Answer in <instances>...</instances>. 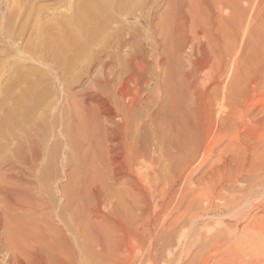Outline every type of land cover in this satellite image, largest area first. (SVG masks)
<instances>
[{"label":"rangeland","instance_id":"rangeland-1","mask_svg":"<svg viewBox=\"0 0 264 264\" xmlns=\"http://www.w3.org/2000/svg\"><path fill=\"white\" fill-rule=\"evenodd\" d=\"M2 1L5 0H0V14L11 13L9 6L10 3L13 6L14 0L13 2L7 0L9 8L2 7ZM33 1L30 2L34 3L36 8L41 6L42 10L45 7L41 11L45 16L32 14L30 8L33 4L25 0L20 3L19 0L17 3L20 7L22 4L23 10L16 12L24 13V19L27 14L28 20L25 19V22L27 20L25 24L21 18L23 15L19 17L15 13V16L13 14L15 11L10 14L12 20L8 18L10 21L8 22L14 30H11L15 33L12 32L14 36L10 32L9 24L6 26L8 23L6 18L0 15V98L3 97L0 102L2 101L3 105L7 97L6 94H2L5 90H8L7 94H12L11 89H14L13 93H16L9 95L10 99L13 97L10 101L6 98L10 103L12 100L16 101L18 97L21 99L24 94L23 98L28 97L29 99L37 96V93L42 94L36 97L37 105L34 108L27 109L29 102H22L23 105L26 104V107L24 105L21 108L25 109L23 111L20 109L19 112L23 114L21 117L24 116L22 117L23 122L21 121L14 128H9V136L12 135V130L15 128L17 130L13 131L11 139L7 138V146H0V185L7 194L3 195L0 192V264H144L145 262L141 263L140 258H143L144 251H148L146 247L150 248L149 252L156 257L158 264H244L258 255L253 252V257L249 259L244 255L245 251L262 253L264 238L248 241L251 243L252 248L250 249L252 250L244 249L242 244V229L248 221L251 220L260 226L262 215L258 209L251 211L247 220L241 218L242 211L237 214L239 218L236 215V218L229 216L227 212L209 219L200 218L201 216L197 215L192 218L193 220L186 219L171 227L166 225L164 230H158V228L154 236L146 232L142 233V229L139 227L136 229L137 225L130 226L127 218L133 219V216L138 215L139 212L133 209L132 199L135 198L127 184L120 181L121 183L108 184L105 191L101 188L100 178L103 173L101 172L103 170L101 136L105 122L101 118V112L105 109L100 102L105 100L111 90L112 92L115 90V83L120 82L121 78V82L124 83L123 87L127 85L125 89L122 87L123 94L131 95V97H126L127 99H134L139 91L144 95L149 92L161 95L164 89L162 78L173 76L180 78L186 71H191L189 61L185 58V54H189L188 47H192L194 59H199L200 47L206 57L211 58L198 73L200 87H206L208 78L218 72L220 59L230 63V58L226 54L234 43H239L240 48L236 46L238 49L231 59V61L236 60V67L231 73L232 90L237 84L235 81L244 79L248 75L257 77L262 73V78L264 76V0H251V2L249 0H124L123 3L126 4H123L122 11L116 14L114 19L107 23V20L100 18L101 23L109 25L104 24L101 29L102 33L98 31L92 42L79 53L76 60L73 58V61L65 66L55 57L53 59V51H51V57L50 53L49 57H45L44 50L40 51V49L35 55H29L30 52L26 55L6 43L7 39L3 32L9 28L8 33L13 37L19 36V39H16L18 44L33 47L37 42L31 38V35L33 31L38 33V29H33L36 24L43 21L41 19L49 22L62 21L69 13V9H58L52 6L51 4L56 0ZM39 2H42L41 5ZM17 3L15 1L14 8H17ZM48 5L51 7L48 8ZM63 7L66 8V6ZM138 18L145 20V24L141 25ZM15 19L17 22L14 24ZM21 26H23L22 29H19ZM118 31L122 32L119 36L121 39L125 38L128 44L124 53L122 52L121 57L117 59L111 56V51L121 40L116 36L117 34L114 35ZM29 41L31 43H28ZM149 42L153 45V49L149 51V54H152L149 59L141 57L137 60L138 64L137 62L135 65L127 63L125 53L129 51H139L141 54L144 51L145 53L148 47L143 48L142 45ZM5 44L9 45V49ZM10 47H13V51ZM109 47V52H107L106 49ZM175 47H178V51ZM41 54L42 56L39 57ZM155 54L163 56V62L159 67L155 62ZM109 57L112 69L119 71L117 81L110 84H108L109 77L105 76V80L100 81L99 75L102 63L108 62ZM212 57L216 59L212 60ZM46 58L53 61L46 60ZM53 66L57 67V71ZM20 75L28 78L25 80L27 83L20 81ZM146 79L154 81L151 80L150 86H146L143 83ZM40 80L42 84L38 87L36 85L35 93H25L26 85L37 84ZM262 84L258 98L253 102L258 106L264 105V79ZM185 88L187 89V86L181 85L179 90L185 91ZM207 92L210 93L211 90ZM7 100L0 109V116L11 110ZM152 104L153 112L156 113L159 109L157 100H152ZM30 110H32L31 117L28 113ZM25 115H28L27 118ZM17 117L19 118V115ZM248 118V120L251 119V117ZM62 123L65 128L62 127ZM135 123L137 122L132 123L133 126L130 124V129L137 131V137L143 146L141 137L143 134L148 136L149 134L146 131L143 132ZM15 131L16 136H14ZM66 135L69 136L68 139ZM10 140L15 144L14 147H11L13 143ZM216 148L217 143L213 141L203 158L200 157L194 164L195 166H192L195 168L197 164V170L192 173L188 181L184 180V183L179 186L176 196L169 204V210L176 211L175 216L181 215L187 203L194 199V202L196 201L194 211L197 208V211H200L201 208L206 207V203L199 202L198 198L208 196L212 192L214 181L216 182L212 172H209L217 160L218 149ZM16 159L19 160L18 167L14 168ZM146 160L145 165L148 163ZM204 178L207 181H203ZM242 181L245 182L240 179L234 185H219L217 192L221 199L215 201V206L221 207L224 202H230L232 197L236 198L241 195L240 190L247 185V182L245 185ZM185 192H188L186 199L182 194ZM181 194L182 198H180ZM253 199L254 197H251L247 201ZM247 201L240 202L238 207H242ZM102 210L109 218L108 216L107 218L101 217L99 211ZM188 214L190 216L192 213ZM117 215H120L122 222L127 226L126 228L124 225L126 228L124 233L113 222ZM123 218L126 219L123 221ZM195 218L197 219L196 225L194 224ZM220 221L221 226L215 225ZM215 228L223 230L220 234L224 232L221 234L224 240L218 250L213 241L214 234H216ZM226 229L231 236L225 233Z\"/></svg>","mask_w":264,"mask_h":264},{"label":"bare ground","instance_id":"bare-ground-1","mask_svg":"<svg viewBox=\"0 0 264 264\" xmlns=\"http://www.w3.org/2000/svg\"><path fill=\"white\" fill-rule=\"evenodd\" d=\"M15 1L16 3L19 2V0H14V3ZM20 1V3H22V0ZM25 1H28L29 3L31 0ZM123 1L124 0H56V2L52 3L51 5L55 8L57 7L58 9H69V13L67 12V14L64 12L67 15L62 21L56 20L53 22H49L44 21V19H41L43 21L34 26L33 30L38 29V33H35V31H33L31 38H33L34 41L36 40V45H39L37 46L39 48H37L35 44V46L32 47L31 45L22 46L21 44H18L19 42L17 43L16 39H19V36L13 37L14 35L12 34V32L14 30L11 28V24H9V22L12 20L10 14L13 11H15L13 13L14 15L17 12H20L22 9V4L20 7V5L17 3V8H14V3L13 6H11L12 3H10L11 5L9 6L7 0L2 1V7H11V10L8 9L9 11H11V13H5L4 15L0 14L2 15L1 17H3L4 19L6 18L7 22L9 21L8 18H11L8 23L5 21V24L7 23L6 26L9 24L10 32L11 30H13L11 32L13 36L8 33L9 28H4L7 31L3 29V33L5 34V38L7 39L6 43L12 45L17 51L19 50L23 52V54H28L30 52L29 55H35V53H37L40 49V51L44 50V54L46 55L45 57H49V53L51 57V51H53V59L55 57L57 60L61 61V64H63V66H65L67 64H70L73 61V58H75L76 60V57H78L79 53L92 42L95 35H97V32H100L101 29H103L104 24L106 26L109 25L106 23H101L100 18L107 20L108 23L109 20L114 19V16L122 11L123 4H126L123 3ZM249 1L251 2V0ZM39 3L41 5L42 2ZM23 4H25V2ZM31 4H33L31 8L29 7L30 5L28 6L30 8L31 13H37L38 16L42 17L43 14L41 13V11L45 7H42L43 9L41 10V6L39 8H36L37 6H34V3ZM48 6V8L51 7L50 5ZM63 6H66V8ZM17 16H21V18H23L24 13H17ZM43 16H45V14ZM25 17V19H27V14ZM25 19L23 18V23L27 24L26 22L28 19L26 20V22ZM13 21L14 24L17 22L16 19ZM138 22L143 25V23L145 24L146 21L138 18ZM23 26H21V28L19 29H22ZM121 33L118 31L114 33V35L117 34L116 36L120 37L119 35ZM21 40L23 39L21 38ZM31 41H29L28 43H31ZM127 44V40L125 38H122L120 41H118V44L114 47V50L112 49L111 56H115V58L121 57V53H124V49L126 48ZM238 44L234 43L229 52L226 54V56H229L230 58V63L220 59L221 62L218 66V72L215 75L211 76V78H208V84H206L207 88L204 86H199L200 80L198 77V73L201 72V70L206 66L207 63H209L211 58L208 59L206 57V54L203 52V49H201L200 47V50L198 51L199 59H194L192 53L193 49L192 47H188L189 54H185V58L187 59V61H189L191 71H186L183 74V77L180 78H178L177 76H173L170 78L164 77V79L162 78L164 89L162 90L161 95H158V93L156 95L152 92H149L144 95V93H140L139 91V94L134 99H127L128 97H131V95L126 96L125 94H123L125 89L124 87H126L127 85L123 87L124 83L121 82V78L120 82L115 83V90L113 92L111 90V92L105 98L106 101L102 100L100 102V104L105 109L103 112H101V118H103V120L106 122L105 123L102 120L104 122V125L102 122L103 129L101 136V165L103 166V170L101 172L103 173L101 175L102 178H100V180H102L100 181L102 182L101 188L102 191H105V188L108 184L113 185L117 184L120 181L127 184L128 188L131 190L133 198H135H131L133 200L134 205L133 209L139 212L138 215L133 216V219L127 218V220L129 221L128 223H130V226L137 225L136 229H138V227L139 229H142V233L146 232L147 234L154 236L158 230H161L163 228L166 229V225L167 227H171L178 223L184 222L186 219H192L197 215H200V218L209 219L213 216L219 215L220 213L227 212L229 216L235 217L236 215V217L239 218L237 214L242 211L240 213L241 218L247 220L250 215V212L255 209H258L262 215L261 223L259 224L260 226H257V224H254L253 221L250 220L248 221V224L244 227V229H242V244L244 246V249L249 250L250 248H252L251 243H249L250 241L254 239L264 238V105L258 106L257 104L253 103L254 100L258 98L257 96L259 94V89H261L263 86L262 80L264 79V76L261 78V73L257 77L254 75H248L244 79L241 78L235 81L237 84L232 90L233 80H231V73L236 67V60L233 59L231 61V59L236 54V51L238 49L236 46ZM5 45L6 48H8L9 45ZM30 46L31 48H29ZM142 46L143 48L148 47L147 50H145V53L144 51L142 54L139 51H129L128 53H125V60H127V63H132L135 65L136 62L138 64V58L142 57L143 59H149L152 56V54H149V51L153 49V45L149 42L144 43ZM177 48L175 47L176 51H178ZM108 49H110V47L106 49L107 52H109ZM40 56H42V54L39 55V57ZM213 59L216 58L212 57V60ZM46 60L50 59L46 58ZM155 62L159 67L160 64L163 62V56L157 54ZM50 67L52 66L50 65ZM53 68H56L57 71V67L53 66ZM100 68V81H104L105 76L109 77L108 84L113 83V81L116 80L119 71H114V69H112V66L110 65V57L109 61L103 62ZM26 76L28 75L26 74ZM26 76L24 77L23 75H20V81L27 83L25 81L28 79H26ZM130 76H132V74ZM151 80L152 79H146L143 83L146 86H150ZM41 81L42 80L38 82L36 81L37 84L33 83L35 86L31 83L26 85L24 89L26 91L25 93H35L36 85L37 87L39 85L41 86ZM126 81L128 83V80ZM181 85L187 86V89L185 88V91H180L179 89ZM13 90L14 89H11L12 94H16L13 93ZM208 90H211V92L208 93ZM6 91L8 93V90H5V92H2V94H6V98L10 101L13 97H11L10 99L9 95L12 96V94H7ZM33 95L31 96L33 97ZM39 95L41 96L42 94L40 93ZM39 95L37 93V96ZM23 96H25V94ZM37 96H34L31 99L25 97L26 99L23 98V100L22 98H16L15 96L16 101H11L13 104L10 103L6 98L5 101L3 100V105L1 103L2 101L0 102V109H2V107L5 105L6 100L8 101V103H10L9 105L11 106L10 112L8 111L5 115L0 116V146H7V138L9 137V139H11L10 137L14 134L13 131L16 128L12 130L13 133L11 132V136H9V128H14L18 126L21 121L23 122L22 117L24 116L21 117L22 112L20 114L19 112L24 105L26 107V104L24 103L23 105L22 102H29H27L29 104V108L27 109L34 108L37 105ZM152 100H157L159 112H153ZM23 109L21 110L23 111ZM31 111L32 110L28 111V113H30ZM30 114L31 117L32 113ZM18 115L19 118L17 117ZM248 117H251V119L248 120ZM26 118L25 120H27ZM142 118L143 120H140ZM134 121L137 122L135 124H137V126L140 127L143 132L146 131L147 134H149V136L143 134V136L141 137L143 139V146L141 145L137 137V131L130 129V124H132ZM64 123H62L63 128H65L63 126ZM135 124L134 126H136ZM66 127L68 128V125ZM64 133L65 132H63V134ZM46 134H48V132ZM14 136H16V131ZM1 140H4V142H1ZM213 141H216L217 143L216 149H218V152L216 151L217 154L215 153L217 155V160L214 165L210 168L209 172H212V174L216 178V182L214 181L213 189L211 188L212 192L208 196H202L201 198H198L199 202L206 203V207L201 208L200 211H197L198 208L196 209V211H194V205H196V201L194 202L195 199L193 198L194 200H192L191 202L187 201L188 205L186 206L185 211L181 215L175 216L176 211L172 212L169 210L170 202L176 196V191L178 192V188L184 183V180L188 181L192 173L197 170V164L196 167L193 168L195 166L194 164L200 157L203 158L204 154L206 153ZM11 142L9 143L10 146ZM14 145L15 144L13 143L11 147H14ZM35 153L36 152H34V154ZM11 156L13 155L11 154ZM146 159H148V161ZM145 160L149 164L146 163L145 165ZM18 161L19 160L14 163V168L18 167ZM208 177H206L207 180ZM206 178H204L203 181H207L205 180ZM240 179L247 182L246 185L245 182L242 181L246 185L245 188L241 186L243 189L240 190V193L242 192V194L236 198L232 197L230 199V202L226 201L229 203L224 202L223 204H221V207L215 206V201L221 199L220 194L217 192L218 186L230 184L234 185ZM0 192L3 193V195L6 194V191L1 185ZM188 192L182 193L184 194L183 196L185 199L188 196ZM182 194L180 195V198L183 197ZM251 197H254V199L252 201H247ZM243 201L247 202L242 207H238L239 203ZM99 212L102 218H107L108 215L105 211L102 210ZM189 212L192 213L190 216H188ZM125 219L126 218H123V221ZM113 222L116 227H118L122 231V233L125 232L127 226L125 223L122 222L120 215H117V217L114 218ZM191 223L193 226L194 224L196 225L197 219L194 224L192 221ZM124 225L126 226V228ZM215 225L221 226L222 222H217ZM215 230L214 232L216 234H214L213 241L214 244H216V250H218L219 247L222 246L224 239L222 238L223 236L221 234H223L224 232L220 234V232L223 230ZM225 233L228 236H231L227 229L225 230ZM149 249V247H146V250L148 251H144L142 253L143 258H140L142 260H140L141 263L145 262L147 264H158L159 261L157 262L156 257L149 252ZM253 252L258 255L255 256L254 259H251L250 257H253ZM244 255L251 259L248 260L246 263L242 261L244 264H264V251L262 253H260V251H245Z\"/></svg>","mask_w":264,"mask_h":264}]
</instances>
